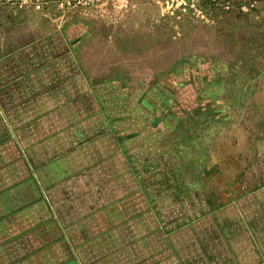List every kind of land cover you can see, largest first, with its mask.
Wrapping results in <instances>:
<instances>
[{"label":"crops","instance_id":"0c3cea01","mask_svg":"<svg viewBox=\"0 0 264 264\" xmlns=\"http://www.w3.org/2000/svg\"><path fill=\"white\" fill-rule=\"evenodd\" d=\"M53 6L32 0L2 43L0 264H264V138L193 171L160 153L143 185L134 143L162 142L163 121L106 74L124 60L103 15Z\"/></svg>","mask_w":264,"mask_h":264},{"label":"rangeland","instance_id":"374dc122","mask_svg":"<svg viewBox=\"0 0 264 264\" xmlns=\"http://www.w3.org/2000/svg\"><path fill=\"white\" fill-rule=\"evenodd\" d=\"M31 1L0 0V55L3 42L20 43L24 20L16 12ZM42 1L55 3L52 13H67L61 0ZM72 12L103 15L113 31V56L124 60L104 67L106 74L125 85L133 81L146 125L164 123L157 129L164 130L163 151L161 140L148 146L135 140V150L145 151L136 164L143 185L163 159L166 169L193 171L209 164L210 155L243 152L231 139L264 138V79L257 80L264 78V0H103ZM99 34L109 39L107 28ZM123 133L133 136L128 128ZM160 153L167 156L159 161Z\"/></svg>","mask_w":264,"mask_h":264},{"label":"built area","instance_id":"2783aa9c","mask_svg":"<svg viewBox=\"0 0 264 264\" xmlns=\"http://www.w3.org/2000/svg\"><path fill=\"white\" fill-rule=\"evenodd\" d=\"M9 4L18 3L21 6L25 4L28 0H5ZM103 0H61V5L67 12L72 11H83L89 9Z\"/></svg>","mask_w":264,"mask_h":264}]
</instances>
